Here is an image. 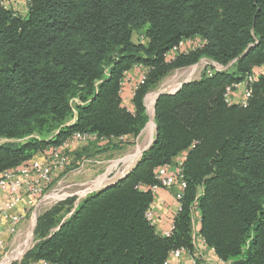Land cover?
<instances>
[{
  "label": "trees",
  "instance_id": "obj_1",
  "mask_svg": "<svg viewBox=\"0 0 264 264\" xmlns=\"http://www.w3.org/2000/svg\"><path fill=\"white\" fill-rule=\"evenodd\" d=\"M189 38L204 42L167 61ZM202 58L226 68L203 69L160 94L151 146L60 223L58 209L43 211L41 239L22 264H172V250L193 251L194 208L198 234L218 258L264 264V0L0 4V137L22 140L0 143V174L75 132L131 143L147 123L145 95ZM135 65L146 69L145 79L128 110L120 82ZM248 75L256 77L246 104L228 103L226 88ZM185 150L180 209L171 234L161 236L145 218L153 194L140 186L157 183L155 169Z\"/></svg>",
  "mask_w": 264,
  "mask_h": 264
},
{
  "label": "built area",
  "instance_id": "obj_2",
  "mask_svg": "<svg viewBox=\"0 0 264 264\" xmlns=\"http://www.w3.org/2000/svg\"><path fill=\"white\" fill-rule=\"evenodd\" d=\"M14 2L27 5L30 0H12ZM0 4L3 7H7L8 0H1ZM204 40L197 39H185L178 42L177 45L173 46L166 54L165 58L167 61L171 60L176 54L181 52H188L191 49H194L203 44ZM206 59V58H204ZM208 60V59H207ZM201 60H199L200 62ZM210 61V60H208ZM197 62L196 64H198ZM207 63L209 66L202 68L206 70L208 75H211L215 70H222L226 66H221L216 62L210 61ZM195 64V65H196ZM141 66V65H135ZM261 69H264V66H261ZM260 69V70H261ZM145 71L141 72L139 78L133 84V91L136 87L142 83L145 79ZM127 76L120 82V95L124 89ZM189 77V76H188ZM254 75H248L242 83L234 84L235 90L239 86L242 88V96L235 101L234 91L230 87L226 88L225 99L228 103L239 102L243 105L246 104L247 98L250 96L249 85L255 80ZM188 81V80H184ZM114 138H102L96 137L95 134L88 133H79L75 132L71 138L65 140L59 146L51 147L46 153H43L36 158L30 160L29 162L23 163L13 169L7 170L0 174V189L6 187L8 200L4 205H0V250H3L5 247V242L2 239L3 231L7 234H14L17 231L19 223L24 219V214L17 211V206L22 200L28 198L30 204L29 208H26L28 212H35L39 207L40 203L44 202L48 195H50V188L55 180V177L63 173L64 170L70 163V154L68 145L72 141H80L82 143L89 142L90 140L98 141H109ZM187 150L179 153L171 163H167L157 167L154 171L155 179L157 183L150 185H141L143 189H149L154 195L158 189H167L173 191V196L178 202L176 207V212L173 215L170 225L166 230H159L157 227L158 216L150 204L145 211V218L155 228V232L161 236H169L174 229V218L180 209L179 199L181 198L183 188L185 187V182L183 180V169L182 164L186 158ZM105 187V186H104ZM96 188V187H95ZM28 204V205H29ZM195 213L198 214L196 208L192 212V224H193V237L195 234L194 225L198 219H195ZM204 241V240H203ZM185 251L183 248L175 249L171 251L172 258H178L181 253ZM222 263L226 264L228 261L221 260ZM37 264H50L45 260L36 261ZM34 263V264H35ZM191 264H206L203 260L196 259V256H193ZM228 264H230L228 262Z\"/></svg>",
  "mask_w": 264,
  "mask_h": 264
},
{
  "label": "rangeland",
  "instance_id": "obj_3",
  "mask_svg": "<svg viewBox=\"0 0 264 264\" xmlns=\"http://www.w3.org/2000/svg\"><path fill=\"white\" fill-rule=\"evenodd\" d=\"M206 62L211 63L207 59L202 58L201 61L196 65L172 70L167 74V76L164 77L163 81H161L154 90H151L145 95L144 105L146 107V114L148 117L146 127L135 138L130 137L132 138L130 139V141H132L131 143L124 142V146L122 148L116 147L112 149L110 147H104L108 145L112 146L111 144L103 143V145H100L96 142H92L89 144L87 143L85 144V146L79 147L74 150L70 155V158L72 160L70 161L67 168L63 173L59 174L58 177H55V180L53 181L49 191L50 195L47 196L44 202L40 203L39 207L35 211L37 217L41 216L43 214V211L56 208L59 210V212L54 215V218L56 222L60 223V221L64 220L72 213L79 202L86 196L98 191L105 185L112 183L119 177H122L124 173H127L128 170H130L135 165L141 155L129 165H127L128 161H125V158H127L128 155L134 153L137 147L143 148L152 140V138H155L156 125L154 121V101L150 106V108L152 109H150V113L153 118L154 126L152 130H149L147 128V124L150 118L149 106L147 104L148 97L160 91H165L166 93V90L170 89L169 87L172 88L173 85L180 81L198 78L202 71V68L209 66ZM20 142H22V140L20 139H7L0 137V143H10L18 145ZM126 153L128 154L127 156L125 155ZM118 162L119 165L117 166ZM102 177H104L105 180L102 181V184H100V186L96 188H92L89 186L95 184L97 180ZM43 206L44 209L41 210ZM53 229L54 227L52 228V230ZM41 231H43V229H36L35 223V227L33 226V231L31 232L29 230L28 237L26 239H22L24 240L23 245L18 248H20L22 251L25 250V248H29V251H31L32 246L36 245L37 242L41 239ZM16 250L17 248L8 252V255L11 257L9 262H21V264L23 262L25 263L26 258H24V256L27 251L23 256H19L15 254Z\"/></svg>",
  "mask_w": 264,
  "mask_h": 264
},
{
  "label": "crops",
  "instance_id": "obj_4",
  "mask_svg": "<svg viewBox=\"0 0 264 264\" xmlns=\"http://www.w3.org/2000/svg\"><path fill=\"white\" fill-rule=\"evenodd\" d=\"M143 71H145V68L143 66H133V68L125 72V76H127L126 78L128 81H126L124 89L122 91L121 104L122 106L126 107L128 110L133 109V105H132V98H133V93H134L133 84L139 78L140 73ZM182 82L183 81L176 83L175 85L172 86V88L168 86L170 89L166 90V93L175 92L180 87V84ZM242 88L243 86L241 85L239 86V88H237L234 91L235 101H238V99L242 96ZM162 92L165 93V91H162ZM136 139H139V138H136ZM92 142L93 143L96 142L97 144H100V145L101 144L103 145V143L111 144L112 146L108 145L104 147H110L112 149L116 147L122 148L124 146L123 143H121L119 139H113L109 141L90 140L87 143L89 144ZM150 142L148 144H150ZM87 143H82L80 141H72L69 143L67 150L69 151V154L71 155L74 150H76L79 147L85 146V144ZM125 155L127 156L128 154L126 153ZM130 163H128L127 165H129ZM118 165H119V162L117 163V166ZM129 171L130 170H128V172ZM127 173H124L122 177H124ZM122 177H119L113 182H116ZM7 200H8V194H7L6 187H2L0 189V205H4ZM27 200L28 198L26 200H22L17 206V211L24 214V219L19 223L16 233L7 234L6 232L3 231L2 239L5 242V247L3 250H0V264H10L11 263L9 262L11 257L8 255V252L11 250H15L17 248L15 254L19 256H23L26 253V251L29 250V248H25V250L22 251L20 248H18L21 245H23L24 240L22 239H26L28 237L29 230L31 232L33 231V226L35 227V223L37 221V214H35V212H28L27 210L25 211L26 208L30 207V204ZM151 205L153 206L156 212V215L158 216V224H157L158 229L161 231L166 230L169 227L171 219L176 212V207L178 206V202L175 200L173 196V191L167 190V189H158L157 192L153 195ZM43 209H44V206L41 208V210ZM195 219L196 220L198 219V221H196L194 225L195 234L193 237V244H194L193 251L192 252H189L186 250L183 251L178 258H172L171 263L172 264H191V260L193 259V256H196V259L203 260L206 262V264H224L221 262V259L217 257L214 250L211 247H209L198 234L200 224H199V216L197 213H195ZM34 263L35 262H31L30 264H34ZM226 264H228V262Z\"/></svg>",
  "mask_w": 264,
  "mask_h": 264
},
{
  "label": "bare ground",
  "instance_id": "obj_5",
  "mask_svg": "<svg viewBox=\"0 0 264 264\" xmlns=\"http://www.w3.org/2000/svg\"><path fill=\"white\" fill-rule=\"evenodd\" d=\"M156 94H153L152 96H149L148 99H147V104L149 106V117H150L149 118V122L147 124V128L149 130H152L153 126H154L153 118H152V115L150 113V109H151L150 106H151V103H153ZM144 147H146V146H144ZM143 148L137 147L136 151L133 154L129 155L125 160L128 161V163L133 162L134 160H136L138 158V156L140 155V153L143 150ZM104 180H105V178L102 177L99 180H97V182L95 184H93L92 186L91 185H89V186L92 187V188L98 187L102 183V181H104Z\"/></svg>",
  "mask_w": 264,
  "mask_h": 264
},
{
  "label": "water",
  "instance_id": "obj_6",
  "mask_svg": "<svg viewBox=\"0 0 264 264\" xmlns=\"http://www.w3.org/2000/svg\"><path fill=\"white\" fill-rule=\"evenodd\" d=\"M184 82H186V81H183L182 83H184ZM182 83L180 84V86L182 85ZM162 93H164V92H161V91H160V92H158V93L156 94V96H155V98H154V104H155V101H156V99L158 98V96H159L160 94H162ZM145 127H146V124H145V126L143 127L142 130H144ZM155 129H156V126H155ZM142 130H141V132H142ZM154 140H155V138H153L152 141L150 142V144H148V145H147V146L141 151V154L151 146V144L154 142Z\"/></svg>",
  "mask_w": 264,
  "mask_h": 264
}]
</instances>
